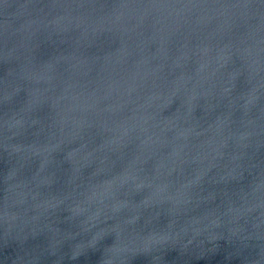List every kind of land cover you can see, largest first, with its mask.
I'll list each match as a JSON object with an SVG mask.
<instances>
[{"label":"water","instance_id":"water-1","mask_svg":"<svg viewBox=\"0 0 264 264\" xmlns=\"http://www.w3.org/2000/svg\"><path fill=\"white\" fill-rule=\"evenodd\" d=\"M0 264H264V0H0Z\"/></svg>","mask_w":264,"mask_h":264}]
</instances>
